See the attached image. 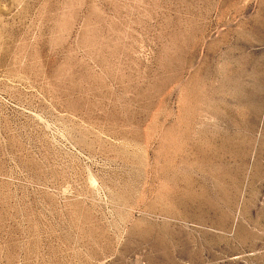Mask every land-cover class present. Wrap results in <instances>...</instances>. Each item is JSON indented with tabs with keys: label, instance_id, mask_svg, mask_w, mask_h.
<instances>
[{
	"label": "rangeland",
	"instance_id": "rangeland-1",
	"mask_svg": "<svg viewBox=\"0 0 264 264\" xmlns=\"http://www.w3.org/2000/svg\"><path fill=\"white\" fill-rule=\"evenodd\" d=\"M0 264H264V0H0Z\"/></svg>",
	"mask_w": 264,
	"mask_h": 264
}]
</instances>
